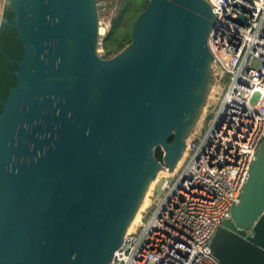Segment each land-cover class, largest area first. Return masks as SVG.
Masks as SVG:
<instances>
[{"label": "water", "instance_id": "water-1", "mask_svg": "<svg viewBox=\"0 0 264 264\" xmlns=\"http://www.w3.org/2000/svg\"><path fill=\"white\" fill-rule=\"evenodd\" d=\"M143 5L131 42L103 58L97 0H4L22 56L0 112V264H109L182 157L214 15L206 0ZM230 216L210 242L219 264H264V140Z\"/></svg>", "mask_w": 264, "mask_h": 264}, {"label": "built area", "instance_id": "built-area-1", "mask_svg": "<svg viewBox=\"0 0 264 264\" xmlns=\"http://www.w3.org/2000/svg\"><path fill=\"white\" fill-rule=\"evenodd\" d=\"M206 2L214 15L210 69L220 90L181 164L164 171L161 195L153 189L109 264H219L210 242L230 219L264 140V0ZM107 3L97 0L99 11Z\"/></svg>", "mask_w": 264, "mask_h": 264}, {"label": "trees", "instance_id": "trees-1", "mask_svg": "<svg viewBox=\"0 0 264 264\" xmlns=\"http://www.w3.org/2000/svg\"><path fill=\"white\" fill-rule=\"evenodd\" d=\"M123 6L118 11L117 15L111 20L109 31L101 40L100 48L102 50L103 58H110L122 50L131 42V29L137 17L144 10V0H123ZM7 20H11L12 14L9 10L5 11ZM15 30L10 28L5 23H2L0 29V47L6 51V55L2 50L0 52V112L2 110V103L5 101L8 91L14 86L15 77L13 71L16 69V64L13 60L7 59L16 58L21 59L22 48L21 42L15 36ZM173 140L170 138L169 142ZM154 157L157 161H163V152L157 149Z\"/></svg>", "mask_w": 264, "mask_h": 264}, {"label": "rangeland", "instance_id": "rangeland-1", "mask_svg": "<svg viewBox=\"0 0 264 264\" xmlns=\"http://www.w3.org/2000/svg\"><path fill=\"white\" fill-rule=\"evenodd\" d=\"M107 6H108V10L106 9H101L100 8V17H99V29L102 28L104 30V33L102 35H99V39H100V45H101V40L102 38L106 35V33L109 31L110 26H111V20L117 15L118 11L120 10V8L123 6V0H107ZM3 6H4V0H0V21H1V16H2V11H3ZM99 45L98 49H101ZM102 51H99V55L102 56ZM216 82H214V79L211 75V86L208 92V95L206 97L204 106L202 108V110L200 111L198 118L194 124V126L192 127L189 135L186 138V141L192 137V134H194L196 131L199 130L200 126H201V122H202V118L206 115V113L204 112V109L206 108V106H210L213 104V101L215 100L216 94L217 92L220 90L219 87L217 86V84H215ZM174 171V170H173ZM171 171V172H173ZM167 172L165 173H158L159 176L157 178V183L158 181L161 179L162 175H166ZM157 183H155L153 185V189H156V198H158L161 195V191H160V187H157ZM150 189V192H153V189ZM150 192L148 194H150ZM149 197V204H150V196ZM148 204V205H149ZM147 205V206H148Z\"/></svg>", "mask_w": 264, "mask_h": 264}, {"label": "bare ground", "instance_id": "bare-ground-1", "mask_svg": "<svg viewBox=\"0 0 264 264\" xmlns=\"http://www.w3.org/2000/svg\"><path fill=\"white\" fill-rule=\"evenodd\" d=\"M103 33H104V30H103L102 28H100V29H99V34L102 35ZM182 156H183V155H182ZM181 159H182V157H181L180 160L178 161V163H177L175 169L181 164ZM160 173H165V172H164V171H160ZM158 176H159V174H157L156 178L152 181V183H151V185H150V187H149V189H148V192L146 193V195H145V197H144V199H143V201H142V203H141V205H140L138 211L136 212L135 217L133 218L132 222L129 224L128 228L126 229L124 236H125L128 232H130L131 230H133V228H134L136 222H138V220H139L140 217H141V212H142L144 209H146L147 205L149 204V203H148V202H149V197H148V195H149V196L151 195L150 189L153 187V185H154L155 183H157V178H158ZM152 189H153V188H152ZM149 192H150V194H148ZM122 240H123V239H122Z\"/></svg>", "mask_w": 264, "mask_h": 264}, {"label": "flooded vegetation", "instance_id": "flooded-vegetation-1", "mask_svg": "<svg viewBox=\"0 0 264 264\" xmlns=\"http://www.w3.org/2000/svg\"><path fill=\"white\" fill-rule=\"evenodd\" d=\"M2 17L6 18V19H9V18L6 17V15H5V11L2 12V16H1V18H2ZM1 27H2V23H0V29H1ZM1 50L6 54V51L3 50V49L0 47V52H1ZM6 55H8V54H6ZM7 59H10V60H13V61H14V60H17L16 58H10L9 56H7ZM11 88H12V87H11ZM11 88H10V89H11ZM10 89H9V91H10ZM9 91H8V92H9ZM7 95H8V94H7ZM6 97H7V96H6ZM0 101H2V99H0ZM0 103H1V102H0Z\"/></svg>", "mask_w": 264, "mask_h": 264}]
</instances>
